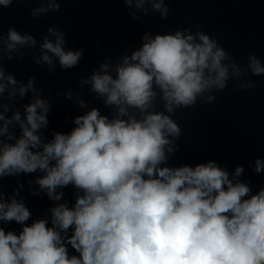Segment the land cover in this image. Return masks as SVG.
Listing matches in <instances>:
<instances>
[{"label":"clouds","instance_id":"1","mask_svg":"<svg viewBox=\"0 0 264 264\" xmlns=\"http://www.w3.org/2000/svg\"><path fill=\"white\" fill-rule=\"evenodd\" d=\"M123 2L134 20L140 19L137 12L159 13L161 19L170 13L165 0ZM12 3L0 0V6ZM59 10L58 0H41L30 15ZM47 33L34 63L47 65L49 73L57 62L62 70L76 67L84 49H66L60 27L49 26ZM141 39L138 49L115 62L106 59L78 80L81 92L87 87L111 117L93 107L73 119L70 132L52 131L49 140L44 130L52 105L36 78L18 81L2 63L5 56L30 54L37 39L13 27L0 34V179L40 172L28 181L38 186L31 195L45 193L55 202L50 217L28 225L32 213L16 198L23 185L7 198L0 191V222L22 226L19 233L0 227V264H264V187L253 194L251 181L240 180V165L231 173L214 160L168 165L179 150L176 110L198 98L214 102L211 93L233 78L242 90L255 87L243 77L264 74V63L251 53L241 66L216 39L188 28L146 32ZM29 93L22 116L11 105ZM64 95L87 107L80 92ZM253 167L264 172V159L256 158ZM68 186L76 190L71 206L61 190ZM69 245L78 255L69 253Z\"/></svg>","mask_w":264,"mask_h":264},{"label":"water","instance_id":"2","mask_svg":"<svg viewBox=\"0 0 264 264\" xmlns=\"http://www.w3.org/2000/svg\"><path fill=\"white\" fill-rule=\"evenodd\" d=\"M58 2V12H49L39 18L31 17L30 12L40 6L41 0H13L9 7L0 6V34L6 35L9 27H13L22 35L31 34L37 39V48L30 54L21 57L16 53L14 60L5 56L2 63L6 73L13 74L18 81L26 84L30 77L36 78L35 86L52 105L48 128L44 130L49 140L52 139V131L70 132L75 127L73 119L93 107L111 117L110 108L90 94L87 87L81 92L78 80L98 69L106 59L115 62L122 55L138 49L146 32L167 34L185 28L193 33L203 31L216 39L241 66L248 63L251 53L264 63V0H165L170 8L167 19H161L159 13L145 16L137 12L138 20L132 18L123 0ZM53 25L66 33V49L83 48L84 54L76 67L62 70L57 62L55 73H49L47 65L35 64L33 57L39 54L41 38L48 35L47 28ZM20 51L27 53L28 49L21 48ZM243 79L254 81L255 87L242 90L238 87L239 81L233 78L225 89L211 93L216 97L214 102L204 103L198 98L195 105L176 110L172 119L181 128L177 141L179 150L169 159L168 165L195 166L214 160L230 173L240 165L244 168L240 180H250L255 194L264 187V172L257 174L253 167L256 158L264 159V74L253 76L249 72ZM69 89L73 96L81 93V98L87 103L86 108L81 109L74 99H67L64 93ZM16 100L11 107L18 108L23 116V105L31 102L32 95L29 93ZM4 102L7 103L6 100ZM156 109L163 110L162 101L156 103ZM6 115L11 116L12 112ZM15 132L19 136L18 126ZM41 175L36 172L0 179V191L6 194V198L12 196L20 184L23 185L16 198H23L32 213L25 222L28 225L38 218L50 217L48 209L55 206L45 193L31 195L38 186L30 185L28 181ZM61 190L65 194L63 200L69 201L71 206L75 202L76 190L72 186ZM0 227L16 233L22 228L14 221L0 222ZM68 250L70 254L78 255L70 245Z\"/></svg>","mask_w":264,"mask_h":264}]
</instances>
